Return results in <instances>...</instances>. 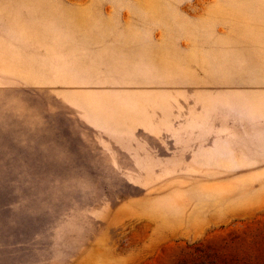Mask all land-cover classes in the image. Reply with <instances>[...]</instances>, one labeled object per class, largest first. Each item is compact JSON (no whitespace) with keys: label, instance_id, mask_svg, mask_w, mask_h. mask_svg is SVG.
Listing matches in <instances>:
<instances>
[{"label":"rangeland","instance_id":"rangeland-1","mask_svg":"<svg viewBox=\"0 0 264 264\" xmlns=\"http://www.w3.org/2000/svg\"><path fill=\"white\" fill-rule=\"evenodd\" d=\"M16 44L0 264H264V0H0Z\"/></svg>","mask_w":264,"mask_h":264},{"label":"crops","instance_id":"crops-1","mask_svg":"<svg viewBox=\"0 0 264 264\" xmlns=\"http://www.w3.org/2000/svg\"><path fill=\"white\" fill-rule=\"evenodd\" d=\"M230 31H231V29H230V26H229V33H228V35L225 36L224 38H220V39L215 40V43H217V46H219V47H224L225 45H230L229 46V50L234 51V54H239V53H237L238 47L236 45L230 44V42H223V40H226L227 38H229ZM199 37H202V36H199ZM190 39L192 40V42L195 45H197L198 43L200 44L201 42H203V41H195L191 37H190ZM207 39H209V38H207ZM204 42L207 44L209 42V40H206ZM19 47H20L19 44H16V45H13V46H6V47L0 45V57L18 59L21 56V54L19 53L18 49L26 48V46H21V48H19ZM30 49H32V47L28 46L27 47V53H25V55H28L29 57H37V54L38 53H36L34 51H29ZM249 50L255 51L256 49H255V47H253V48H251ZM21 51H23V50H21ZM197 52H199V51H197ZM197 52H194V53H197ZM21 53H23V52H21ZM187 54H190V53H187ZM207 56H205V54L203 53V55L200 56V60H198V61L193 60L190 63H197V64L220 63V62L221 63H237V62H233V61L232 62H226L224 60L223 61H221V60H210V59H213V58L210 57L209 55H207ZM248 62L250 64H253V65H255L256 63H258V61H254V63H255L254 64L253 62H251V60L248 61Z\"/></svg>","mask_w":264,"mask_h":264}]
</instances>
